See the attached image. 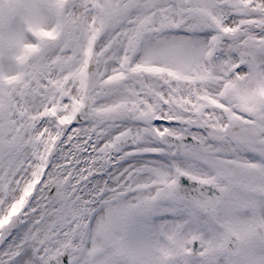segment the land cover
<instances>
[{
  "label": "snow or ice",
  "instance_id": "snow-or-ice-1",
  "mask_svg": "<svg viewBox=\"0 0 264 264\" xmlns=\"http://www.w3.org/2000/svg\"><path fill=\"white\" fill-rule=\"evenodd\" d=\"M0 264H264V0H0Z\"/></svg>",
  "mask_w": 264,
  "mask_h": 264
}]
</instances>
